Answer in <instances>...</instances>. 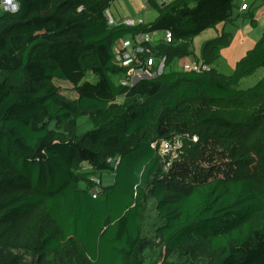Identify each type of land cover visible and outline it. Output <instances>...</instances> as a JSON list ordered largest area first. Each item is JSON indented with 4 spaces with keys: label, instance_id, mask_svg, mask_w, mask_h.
<instances>
[{
    "label": "trees",
    "instance_id": "16d2710c",
    "mask_svg": "<svg viewBox=\"0 0 264 264\" xmlns=\"http://www.w3.org/2000/svg\"><path fill=\"white\" fill-rule=\"evenodd\" d=\"M17 1L0 8V264H151L150 201L164 264H264V76L239 87L264 66V33L232 74L172 68L235 0H152L137 26L109 23L114 0ZM156 31L172 32L150 45L170 69L122 82L116 43ZM228 43L206 41L205 64ZM177 135L166 169L158 146Z\"/></svg>",
    "mask_w": 264,
    "mask_h": 264
},
{
    "label": "crops",
    "instance_id": "0c3cea01",
    "mask_svg": "<svg viewBox=\"0 0 264 264\" xmlns=\"http://www.w3.org/2000/svg\"><path fill=\"white\" fill-rule=\"evenodd\" d=\"M116 1L118 4H116ZM241 1L249 3V10H241ZM234 14L231 19L218 23L195 36L192 40L193 53L196 58H201L202 48L206 41L217 38L221 35L229 38V43L220 50V56L209 67H215L220 72L232 74L237 61L254 46L256 41L264 33V0H235ZM116 9L113 11L112 7ZM154 7L147 0H114L107 12L115 19L121 21L128 16H142L146 22L152 21L156 16L150 17ZM151 18V19H150ZM165 32V31H164ZM163 31L154 32L155 43L164 36ZM196 43V44H195ZM199 51H196L198 50ZM182 58L176 60L181 69Z\"/></svg>",
    "mask_w": 264,
    "mask_h": 264
},
{
    "label": "built area",
    "instance_id": "2783aa9c",
    "mask_svg": "<svg viewBox=\"0 0 264 264\" xmlns=\"http://www.w3.org/2000/svg\"><path fill=\"white\" fill-rule=\"evenodd\" d=\"M151 2L152 0H147ZM162 4L170 0H155ZM0 8L4 11L16 12L19 9V2L17 0H0ZM250 6L247 1L241 5V10H249ZM110 24L123 23L128 26H137L146 23L142 16H128L121 21L116 22L115 19L106 11ZM154 32H142L136 35H129L119 40L115 47L114 52L116 61L128 68L130 77H125L122 82L132 83L135 76H154L163 73L167 69L166 57L156 56L151 54V46L155 45L153 38ZM166 43L172 42L173 35L171 31H165L164 36L159 41ZM181 69L202 71L203 69L210 68L205 62L195 57H184L180 63ZM196 141L198 136H194ZM185 138L177 135L171 139H164L159 143V154L165 163L167 169L172 162L179 158L182 153V146ZM156 146V143H154Z\"/></svg>",
    "mask_w": 264,
    "mask_h": 264
},
{
    "label": "rangeland",
    "instance_id": "374dc122",
    "mask_svg": "<svg viewBox=\"0 0 264 264\" xmlns=\"http://www.w3.org/2000/svg\"><path fill=\"white\" fill-rule=\"evenodd\" d=\"M116 4L117 1H116ZM116 9L115 6L112 7V10L114 11ZM157 15V11L156 9L153 10V12L151 11L150 13V17L152 16V18L154 16ZM151 19V18H150ZM156 37L154 36V39ZM196 44V43H195ZM196 51H199L196 50ZM177 66L179 67V64H177V62H175V64L173 65L172 68H177ZM167 69H170V65H168ZM264 76V66L259 68L255 73L243 78L239 84L240 88H248L253 86L254 84H256L262 77ZM87 79L90 80H96V77L93 74H90L88 76ZM56 84L60 87L61 91L63 92L64 95H66L68 98H76L77 96V92L75 90L74 85L66 80H56ZM79 124H80V131L84 132L88 129H90L92 127V123L90 122L88 116H84L79 118ZM113 164H116L117 162V157L112 158L111 161ZM90 169V168H87ZM94 176V175H93ZM97 176V175H95ZM83 184V183H82ZM161 222V218L159 217L157 211H156V207L154 202L150 201L148 203V207H147V211L145 214V222H144V231H145V235L149 240V245L147 246V248L144 251L145 257H146V261L148 263H154V264H164V256L163 254V247L160 244V240L155 238V231L157 226L160 224ZM76 258V257H74ZM32 260V256L31 253H27L26 254V261H31ZM56 264H61L59 259H55Z\"/></svg>",
    "mask_w": 264,
    "mask_h": 264
},
{
    "label": "water",
    "instance_id": "95a60500",
    "mask_svg": "<svg viewBox=\"0 0 264 264\" xmlns=\"http://www.w3.org/2000/svg\"><path fill=\"white\" fill-rule=\"evenodd\" d=\"M166 3V2H164ZM163 3V4H164ZM147 75H142V76H135L133 79H132V83H135L137 80H139L141 77H146Z\"/></svg>",
    "mask_w": 264,
    "mask_h": 264
}]
</instances>
